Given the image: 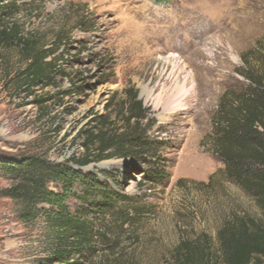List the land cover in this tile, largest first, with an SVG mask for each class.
<instances>
[{
    "label": "rangeland",
    "instance_id": "obj_1",
    "mask_svg": "<svg viewBox=\"0 0 264 264\" xmlns=\"http://www.w3.org/2000/svg\"><path fill=\"white\" fill-rule=\"evenodd\" d=\"M3 27L38 41L55 69L51 80L27 87L20 48L0 43V264H55L59 247L46 217L24 220L23 204L3 195L14 185L3 160L66 162L82 151L79 133L113 113L130 87L150 109L165 177L145 183V167L121 159L83 168L133 202L115 216L95 214L91 249L72 261L171 264L183 239L207 235L209 264H218L227 222H264L214 148L225 95L250 93L242 73L264 75V0H0ZM107 171L121 174L113 180ZM80 208L70 199L72 213Z\"/></svg>",
    "mask_w": 264,
    "mask_h": 264
},
{
    "label": "trees",
    "instance_id": "obj_2",
    "mask_svg": "<svg viewBox=\"0 0 264 264\" xmlns=\"http://www.w3.org/2000/svg\"><path fill=\"white\" fill-rule=\"evenodd\" d=\"M0 43L20 48L26 62L21 74L27 87L51 80L55 68L48 58L52 54L40 47L38 41L20 36L16 29L3 27ZM242 75L253 88L237 100H230L228 95L223 98L214 148L225 161L230 178L251 193L264 210V75L250 71ZM123 94L113 113L98 118L96 126L79 133L82 151L66 162L55 163L37 155H22L2 162L14 180V185L3 195L23 204L24 220L44 216L53 227L59 246L52 259L55 264H79L72 261V255L89 253L95 226L91 218H97L95 214L102 218L107 214L115 216L133 202L94 174L85 173L83 168L121 159L130 168L143 165L145 183L165 177V172L157 169L163 143L150 134L154 126L149 119L150 109L139 99L136 89L127 88ZM119 174V171L104 173L113 180ZM72 198L81 207L74 213L70 209ZM129 220L131 217L125 216L124 221ZM217 239L218 264H261L264 257L262 220L238 216L219 230ZM210 244L207 235L195 241L183 239L175 249L171 264H209L214 258Z\"/></svg>",
    "mask_w": 264,
    "mask_h": 264
},
{
    "label": "bare ground",
    "instance_id": "obj_3",
    "mask_svg": "<svg viewBox=\"0 0 264 264\" xmlns=\"http://www.w3.org/2000/svg\"><path fill=\"white\" fill-rule=\"evenodd\" d=\"M172 60L168 58V59H166V62L165 63L167 64V62H171ZM165 63H163V64H165Z\"/></svg>",
    "mask_w": 264,
    "mask_h": 264
}]
</instances>
